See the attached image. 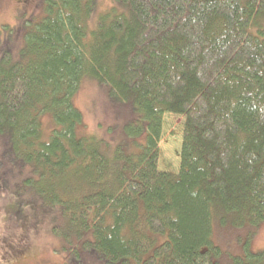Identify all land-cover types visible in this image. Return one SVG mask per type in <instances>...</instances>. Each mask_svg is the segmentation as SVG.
I'll use <instances>...</instances> for the list:
<instances>
[{
    "label": "trees",
    "instance_id": "obj_1",
    "mask_svg": "<svg viewBox=\"0 0 264 264\" xmlns=\"http://www.w3.org/2000/svg\"><path fill=\"white\" fill-rule=\"evenodd\" d=\"M40 2L0 41V137L66 221L54 233L101 264H224L216 227L264 224V0ZM84 81L130 106L120 144L84 132ZM165 113L183 117L177 171L158 168Z\"/></svg>",
    "mask_w": 264,
    "mask_h": 264
},
{
    "label": "rangeland",
    "instance_id": "obj_2",
    "mask_svg": "<svg viewBox=\"0 0 264 264\" xmlns=\"http://www.w3.org/2000/svg\"><path fill=\"white\" fill-rule=\"evenodd\" d=\"M40 3V0H34L23 9L18 0H0V41L8 36L15 39L14 30L23 19L16 17L22 13L25 16L37 15L42 11ZM108 6V0H97L93 16ZM13 44L12 41L10 45ZM2 46L3 44L0 49ZM74 103L83 115L84 132L104 139L111 145L121 143L125 135L122 125L132 115L129 105L111 101L106 91L92 81L82 83ZM182 123V116L170 113L163 115L161 138L158 142L160 170L179 169ZM45 124L48 126L47 131L50 130V122ZM138 140L141 141V138L130 141L134 145ZM5 144L6 141L0 137V264H65L68 261L78 264L73 258L71 260L72 251L77 249L82 254L81 263L101 264L92 254L80 251L83 249L80 237L77 238L72 231L69 232L70 242L62 234L54 233V220L59 221L56 233L65 232L68 228L66 221L62 219L59 210H53L47 205V200L40 196L39 183L37 186L33 185L38 181V176L31 170V165L10 155ZM72 244L76 246L72 247ZM213 244L216 250L212 251L214 257L224 264L230 263L236 255L264 248V224L256 227L243 226L237 230L216 227Z\"/></svg>",
    "mask_w": 264,
    "mask_h": 264
},
{
    "label": "flooded vegetation",
    "instance_id": "obj_3",
    "mask_svg": "<svg viewBox=\"0 0 264 264\" xmlns=\"http://www.w3.org/2000/svg\"><path fill=\"white\" fill-rule=\"evenodd\" d=\"M23 1H25L26 4L29 3V2H31V3L34 2V0L33 1L32 0H23ZM23 1L21 0V2H23Z\"/></svg>",
    "mask_w": 264,
    "mask_h": 264
}]
</instances>
